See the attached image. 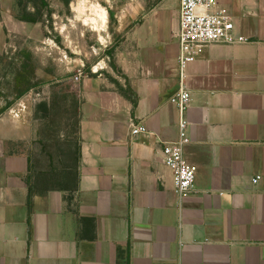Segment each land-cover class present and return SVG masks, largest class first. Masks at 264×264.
Returning <instances> with one entry per match:
<instances>
[{
  "label": "crops",
  "instance_id": "obj_1",
  "mask_svg": "<svg viewBox=\"0 0 264 264\" xmlns=\"http://www.w3.org/2000/svg\"><path fill=\"white\" fill-rule=\"evenodd\" d=\"M218 2L249 40L184 68L193 190L179 205L161 161L178 134L179 0H113L120 73L77 83L73 184L33 168L27 111L0 119V264H264V0Z\"/></svg>",
  "mask_w": 264,
  "mask_h": 264
},
{
  "label": "rangeland",
  "instance_id": "obj_2",
  "mask_svg": "<svg viewBox=\"0 0 264 264\" xmlns=\"http://www.w3.org/2000/svg\"><path fill=\"white\" fill-rule=\"evenodd\" d=\"M2 6L0 119L9 120V109L25 102L33 168L71 185L78 162L77 83L94 72H119L113 0H7ZM97 9L111 13L103 30L91 21ZM24 11L37 20H20Z\"/></svg>",
  "mask_w": 264,
  "mask_h": 264
},
{
  "label": "built area",
  "instance_id": "obj_3",
  "mask_svg": "<svg viewBox=\"0 0 264 264\" xmlns=\"http://www.w3.org/2000/svg\"><path fill=\"white\" fill-rule=\"evenodd\" d=\"M178 43L177 67L179 87L170 101L178 110V134L173 140L163 141L161 161L171 170L174 192L179 205L182 199L193 190L196 168L185 157L184 147L190 142L186 110L189 104V91L183 85L184 68L193 61L198 52L212 43H241L249 38L234 30V23L228 9L218 0H179L178 28L175 33ZM78 79V76H75ZM27 105L23 101L9 109L12 116L19 117ZM147 127L140 122L130 123V134H147ZM259 176L252 178L256 183Z\"/></svg>",
  "mask_w": 264,
  "mask_h": 264
},
{
  "label": "bare ground",
  "instance_id": "obj_4",
  "mask_svg": "<svg viewBox=\"0 0 264 264\" xmlns=\"http://www.w3.org/2000/svg\"><path fill=\"white\" fill-rule=\"evenodd\" d=\"M107 19H108L107 11L104 9H100V10L97 9L95 11V17L91 18V21L93 22L94 26L97 29L103 30V28L107 24ZM86 20L87 19H85V23H87Z\"/></svg>",
  "mask_w": 264,
  "mask_h": 264
},
{
  "label": "trees",
  "instance_id": "obj_5",
  "mask_svg": "<svg viewBox=\"0 0 264 264\" xmlns=\"http://www.w3.org/2000/svg\"><path fill=\"white\" fill-rule=\"evenodd\" d=\"M110 16L111 13L109 12ZM20 20H25V21H36L37 17L32 15L31 13L24 11L23 14L19 17Z\"/></svg>",
  "mask_w": 264,
  "mask_h": 264
}]
</instances>
